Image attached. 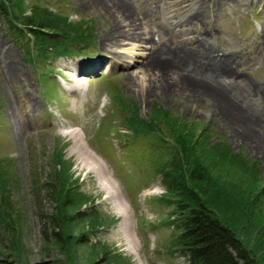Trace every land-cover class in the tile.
I'll return each mask as SVG.
<instances>
[{
	"label": "rangeland",
	"instance_id": "rangeland-1",
	"mask_svg": "<svg viewBox=\"0 0 264 264\" xmlns=\"http://www.w3.org/2000/svg\"><path fill=\"white\" fill-rule=\"evenodd\" d=\"M188 5L7 4L8 15L0 14V264H189L175 247L179 184L234 232L248 264H264V0ZM141 13L154 41L119 46L123 68L107 63L83 73L73 91L78 69L103 57L108 33L130 29V16ZM197 58L203 65L195 73L188 62ZM72 130L117 180L134 248L100 180L70 155ZM61 163L70 165L66 179ZM61 180L79 188L74 201L62 203Z\"/></svg>",
	"mask_w": 264,
	"mask_h": 264
},
{
	"label": "trees",
	"instance_id": "trees-1",
	"mask_svg": "<svg viewBox=\"0 0 264 264\" xmlns=\"http://www.w3.org/2000/svg\"><path fill=\"white\" fill-rule=\"evenodd\" d=\"M11 1L0 0V14L8 15L7 4ZM64 23L67 24L65 20ZM69 168L70 165L61 163L58 175L66 179L70 175ZM69 181H73L72 177ZM65 182L61 180V189L66 191L62 203L74 201L80 195L79 188H66ZM184 186L179 184L182 196L173 202L176 205L173 222L178 233L175 247L181 255L189 264H243V261L248 264L249 252L234 232L218 219L196 191ZM84 198L90 201L88 195ZM62 219L61 216L60 221Z\"/></svg>",
	"mask_w": 264,
	"mask_h": 264
},
{
	"label": "bare ground",
	"instance_id": "bare-ground-1",
	"mask_svg": "<svg viewBox=\"0 0 264 264\" xmlns=\"http://www.w3.org/2000/svg\"><path fill=\"white\" fill-rule=\"evenodd\" d=\"M105 1V0H104ZM112 3L119 2L124 3L125 0H110ZM158 2H162L163 5L171 6L174 5L177 7V11L184 10V8L188 7V3L190 0H183L180 3L178 0H157ZM145 18L142 16V13L137 15L133 14L130 16L132 19V25L130 29L122 30L120 32H113L110 31L108 33V36L103 40V57L99 58L96 63L91 62L89 64H84V66H81V68L78 69V75L74 77L75 86L73 88V91H77L81 87V74L86 73L88 71H93L94 69L101 68L105 64L109 63L108 69L111 70L112 67H124V56L121 51L118 50L119 46L123 44H130V42H141L142 40H147L149 42L154 41L155 33L153 31H149L148 33L144 32L142 29L143 23L146 20V18L149 17V15L146 16L144 13ZM161 30H168L167 28L162 27ZM215 56V55H209ZM217 57L220 56V54L216 55ZM214 57V58H217ZM225 57V56H220ZM185 58V54H184ZM222 58H218L219 60ZM189 65L191 66L193 72H198L200 70V63L203 65L202 61H200L198 58L195 59V62L193 63L191 60H189ZM111 64V65H110ZM137 62L134 63L133 66H136ZM146 66V63L143 62L139 69L144 70ZM130 66L128 65L126 68H124L126 71ZM223 71V70H222ZM225 72V71H224ZM9 74V75H8ZM7 78L9 81H14V75L10 74L8 70ZM126 77V84L131 85L133 82H137L136 78L134 77V74L129 72L124 73ZM212 77V76H211ZM205 81L210 82L211 84L215 85L216 87L220 89H227L226 87L222 86L221 83L216 79V82L214 81V78H210V76H206ZM213 82V83H212ZM28 93L27 95H29ZM32 100V96H31ZM32 107H37L38 104L35 101H32ZM68 136L71 137L72 145L70 146L69 152L70 155H74L77 157V160L79 161L81 167L83 169H87L89 172H92L96 175L98 180H100L102 187L107 191L108 195L106 197L107 200H111L114 203L115 208L119 211L121 216L125 217L124 219V227L123 231L126 234V240L128 244L130 245V248H134V240L130 234V228L131 225L129 223V218L127 215V200L125 196H123L119 184L117 180L114 178L112 171L109 169L107 163L99 156L97 155L93 150H91L87 143L84 142V140L79 136V133L77 130L69 131ZM147 195H153L157 194L156 190H151L146 192ZM90 201H93V198H90Z\"/></svg>",
	"mask_w": 264,
	"mask_h": 264
},
{
	"label": "clouds",
	"instance_id": "clouds-1",
	"mask_svg": "<svg viewBox=\"0 0 264 264\" xmlns=\"http://www.w3.org/2000/svg\"><path fill=\"white\" fill-rule=\"evenodd\" d=\"M163 191H164V190L162 189L161 192H163ZM117 247L122 248V250L128 251L127 244H124L123 246L120 245V244H117ZM130 254L133 256V258H135V255H136L135 252H132V253H130ZM139 264H144V262H143V261H139Z\"/></svg>",
	"mask_w": 264,
	"mask_h": 264
}]
</instances>
